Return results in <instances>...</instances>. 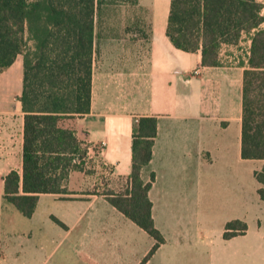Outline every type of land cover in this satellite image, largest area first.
I'll use <instances>...</instances> for the list:
<instances>
[{
  "label": "crops",
  "instance_id": "obj_1",
  "mask_svg": "<svg viewBox=\"0 0 264 264\" xmlns=\"http://www.w3.org/2000/svg\"><path fill=\"white\" fill-rule=\"evenodd\" d=\"M256 1L264 17V0ZM171 2L107 4L133 9V15L104 17L91 110L60 124L98 150L117 185L112 190L119 191L131 172L135 122L157 117L153 157L143 178L155 173L149 197L166 241L144 264H264V199L255 178L264 160L242 157L243 75L251 36L224 45L221 65L205 66L200 51L177 49L167 36ZM129 25L138 28L130 32ZM22 83L19 55L0 74V264H141L153 240L104 196L88 192L81 172L69 177L71 194L39 195L27 219L38 215L40 222L9 224L13 214L3 199L4 176L22 167ZM5 89L11 99L2 97ZM233 220L247 229L225 239ZM28 248H34L32 256Z\"/></svg>",
  "mask_w": 264,
  "mask_h": 264
},
{
  "label": "trees",
  "instance_id": "obj_2",
  "mask_svg": "<svg viewBox=\"0 0 264 264\" xmlns=\"http://www.w3.org/2000/svg\"><path fill=\"white\" fill-rule=\"evenodd\" d=\"M116 1L0 0V74L23 55L19 100L24 112L22 167L4 176L3 199L26 218L33 216L39 195L71 194V173L84 171L91 146L60 122L91 110L97 39L107 27L104 17L113 12L107 4ZM262 8L256 0H172L166 31L177 49L200 51L205 66L221 65L224 45L238 44L243 34L251 36L243 75L242 157L257 160H264ZM137 28L129 25L128 30ZM157 123L155 116L137 119L125 187L98 193L153 240L141 264L166 241L155 226L149 197L155 173L147 181L143 178L153 157ZM255 178L262 184L258 192L264 199V166L255 171ZM225 228L223 236L229 239L246 231L247 225L233 220Z\"/></svg>",
  "mask_w": 264,
  "mask_h": 264
},
{
  "label": "rangeland",
  "instance_id": "obj_3",
  "mask_svg": "<svg viewBox=\"0 0 264 264\" xmlns=\"http://www.w3.org/2000/svg\"><path fill=\"white\" fill-rule=\"evenodd\" d=\"M111 9L113 10L112 12L113 16L126 15V14L133 15V9L112 8V7ZM130 32H134V31H130ZM242 47L243 49H245L247 47V44L244 43ZM5 90L6 92H4L3 90L1 93L2 97L4 98V100L11 99L12 93H9V89H5ZM76 172H81V171H76ZM81 173L84 179L85 189L88 192L101 193L107 189H112V188L116 189L117 185L115 184L114 181H112L110 169L102 164L97 149L90 148L88 156L85 160L84 171H82ZM11 207L12 206L9 205V212H11L13 215H15L14 213H16L17 216L16 218L15 216L13 217V215L10 216L11 219L9 220V224H15V225H20V227L21 226L26 227L28 225L29 226L32 225L33 223L40 222L38 215L34 220L29 221V219L22 216L17 210H12L14 208ZM33 249L34 248H28L27 256H32Z\"/></svg>",
  "mask_w": 264,
  "mask_h": 264
},
{
  "label": "built area",
  "instance_id": "obj_4",
  "mask_svg": "<svg viewBox=\"0 0 264 264\" xmlns=\"http://www.w3.org/2000/svg\"><path fill=\"white\" fill-rule=\"evenodd\" d=\"M222 50V49H221ZM220 60H221V52H220ZM221 63H222V61H221Z\"/></svg>",
  "mask_w": 264,
  "mask_h": 264
}]
</instances>
